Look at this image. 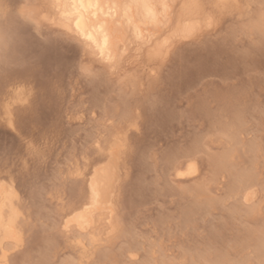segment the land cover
I'll return each mask as SVG.
<instances>
[{
    "label": "rangeland",
    "instance_id": "1",
    "mask_svg": "<svg viewBox=\"0 0 264 264\" xmlns=\"http://www.w3.org/2000/svg\"><path fill=\"white\" fill-rule=\"evenodd\" d=\"M202 3L208 28L110 68L42 0H0L5 264H264V0ZM113 140L110 219L64 229Z\"/></svg>",
    "mask_w": 264,
    "mask_h": 264
},
{
    "label": "bare ground",
    "instance_id": "2",
    "mask_svg": "<svg viewBox=\"0 0 264 264\" xmlns=\"http://www.w3.org/2000/svg\"><path fill=\"white\" fill-rule=\"evenodd\" d=\"M43 18L50 25L75 36L85 51L110 68L123 57L134 52L146 53L149 59L163 55L177 41L193 37L211 23L212 8H205L202 0H42ZM232 0H207L215 8H224ZM15 93L17 84H12ZM9 125L11 122H8ZM119 145L110 141L100 152H105L100 164L88 174L86 190L78 203L64 217V229H76L87 234L98 230L110 219V196L114 183V158ZM195 172L189 163L180 176ZM245 202L253 195L245 193ZM18 212L12 204V194L0 182V264H5L7 246L19 242ZM63 222V221H62ZM90 233V232H89ZM96 237L90 235L91 242ZM83 246L82 242H78Z\"/></svg>",
    "mask_w": 264,
    "mask_h": 264
}]
</instances>
